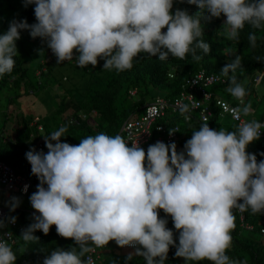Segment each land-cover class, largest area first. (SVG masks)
<instances>
[{"label":"clouds","instance_id":"1","mask_svg":"<svg viewBox=\"0 0 264 264\" xmlns=\"http://www.w3.org/2000/svg\"><path fill=\"white\" fill-rule=\"evenodd\" d=\"M187 3L199 10L189 14L177 8L173 13V0H24L25 7L35 5L37 22L14 20L0 35V76L13 71L16 41L24 29L47 43L57 64L72 60L75 50L79 67H95L100 58L105 61L103 69L123 72L133 67L140 53L161 61L169 56L184 60L189 54L201 60L197 50L211 51L203 39L202 20L223 14V35L235 41L246 24L264 28V0ZM257 39L255 32L248 34L252 48ZM241 63L237 55L221 74L229 80L226 91L243 104L246 90L234 74ZM258 74L263 78L253 81L255 86L264 81V71ZM187 110L184 106L182 114ZM251 113V104H246L234 110V118ZM262 129L264 123L256 119L240 123L234 131L215 130L203 122L183 151H177L175 142L157 141L145 152L138 143L129 146L122 136L103 132L81 139L78 145L62 142L68 130L62 125L44 136L46 153L35 148L26 152L39 183L29 197L36 210L34 222L22 230L21 238L36 242L35 231L47 235L55 225L59 236L75 241L78 247L57 248L43 264H94L86 254L113 240L120 247H135V255L143 256L146 264H165L170 245L176 247L174 255L186 262L245 264L230 259L226 250L235 228L234 209L264 214V160L257 161L256 154L246 151ZM6 203L14 211L20 198L13 196ZM161 209L179 231L178 244L173 230L166 227L167 219L159 216ZM9 219L15 223L16 217ZM4 226L0 220V229ZM132 258L130 253L126 264ZM16 259L0 236V264H15Z\"/></svg>","mask_w":264,"mask_h":264},{"label":"trees","instance_id":"2","mask_svg":"<svg viewBox=\"0 0 264 264\" xmlns=\"http://www.w3.org/2000/svg\"><path fill=\"white\" fill-rule=\"evenodd\" d=\"M21 1L22 4L14 5V0H0V35L8 31L10 22L14 20H26L28 24L37 22L34 15L35 5L29 4L25 7L24 0ZM176 1L182 4L181 7L173 6V13L177 8L186 9L189 14H194L199 10L197 5L189 4L187 0ZM225 20L226 17L223 14L219 18L202 20L203 39L210 44L211 51L205 54L202 50H197V54L202 57L199 61L193 60L191 54L184 60L169 56L167 60L161 61L158 57L140 53L134 58L133 67L130 70L117 72L114 69H103L105 61L100 58H98L95 67L90 64L84 68L79 67L75 56L78 53L75 50L72 60L57 64L56 56L48 51L53 57L51 59L41 57L37 61L32 70L34 81L28 75L30 68L26 66L29 57H24L22 54L24 48L22 37L27 36L36 43H40L41 38L33 39L29 30H20V39L16 41L18 54L14 57L15 66L11 73L0 76V90L14 88V94L18 96L19 91H22L23 94H30L55 88L54 95L57 100L48 117L36 116L38 120L34 124H30L35 116L20 115L10 126L12 134H8L4 128L0 129V160L25 174L31 182L39 183L37 177L31 173V165L26 159L27 151L33 148L36 150V140L43 142L42 151L46 153L48 149L45 146L44 136L58 130L62 125H67L68 130L61 137V141L72 145H78L81 139L101 132L115 136L126 117H135L142 112L143 105L147 102L145 97L150 91L162 88L164 89L162 95L156 96L173 99L180 91L182 83L199 69L224 77L221 74V69L233 61L237 55L241 56L242 63L234 74L237 81L245 87L246 94L251 93L255 98L258 93L254 88L253 77L257 72L264 71V60L255 59L264 57V28L253 29L246 24L240 32L239 41L228 40L223 35L222 27ZM250 32H255L258 37L256 48H252L249 44L248 34ZM229 75L232 73L230 72ZM224 78V82H217L211 86L210 90L213 95L233 102L232 96L226 91L230 86L229 80ZM131 90H135L133 95L130 93ZM245 97L243 98L244 102ZM91 111H94L92 116L90 115ZM89 118H91V123ZM217 119L218 112L215 107L206 122L210 128L220 130L212 126V123ZM192 121L198 120L196 117H192L188 122H181L177 117H174L173 123L179 125L176 139L181 137L185 126ZM37 124L41 126V129H37ZM235 129V126L225 128L228 131ZM151 144H154L153 138H150L141 147L147 152V148ZM246 151L256 154L257 161L264 160V156L260 155L261 152H264V134L260 135L258 140L250 143ZM35 191L29 189L24 195L18 194L20 204L14 211H10L9 206L5 204L7 214L10 217H16L15 221L23 226L22 230L34 222L26 210L32 207L29 197ZM233 214L236 217L235 228L231 232L232 243L226 250V255L230 259L245 262V264H264V237L260 233V229L264 228V214L253 215L249 210L242 213L241 221L237 210L234 209ZM159 216L167 219L166 227L173 230L174 239L178 244L179 231L174 228L171 216L165 214L162 209L159 210ZM244 224L251 225V229H245ZM22 230L13 229L14 241L9 243L17 255L15 264H43L45 256L57 248L69 250L72 247H78L73 239L59 236L55 225L51 226L47 235L40 230L35 231L33 235L38 237L36 242L25 243L21 238ZM175 251L176 247L170 245L165 264H212L208 260L186 262L184 258L176 257ZM130 253L133 254V258L128 260L127 264H146L143 256L135 255V248L129 251L115 252L107 247L102 248L99 263L126 264V257Z\"/></svg>","mask_w":264,"mask_h":264},{"label":"built area","instance_id":"3","mask_svg":"<svg viewBox=\"0 0 264 264\" xmlns=\"http://www.w3.org/2000/svg\"><path fill=\"white\" fill-rule=\"evenodd\" d=\"M162 31H166V28L162 29ZM49 52H52L51 49ZM170 76H172L171 73ZM262 76V74L256 75L253 81L259 83L263 78ZM220 81L224 82L225 78L217 73L207 72L204 69L197 70L182 83L180 91L173 99L156 96L151 101L144 103L142 112L135 117H126L120 124L115 135L122 136L129 146H131L132 143H138L141 147L143 144L147 143L150 138H153L154 143L162 141L169 144L176 139L179 130V125L173 123L174 117H177L183 122H188L192 117H196L199 122L203 123L212 115V108L215 107L218 113L229 115L236 123V126L244 121H248V119H245L242 115L239 120L234 118V110L240 108L242 105L239 100L230 102L226 98L213 95L210 87ZM130 93L133 95L135 90H131ZM184 106H187L188 110L182 114L181 109ZM90 115H94V111H91ZM37 120V117H33L30 124H34ZM36 127L37 129H41L39 124H37ZM263 134L264 131L262 129L261 135ZM35 143L36 150L41 151L43 142L36 140ZM37 184V182H31L25 174L0 160V192L3 193V198H8L11 194L24 195L29 189L37 190ZM26 185L27 190L25 191ZM45 187H47V185H45ZM26 211L32 216V213L36 210L30 207ZM237 213L241 221L242 213L238 210ZM37 215H39V213H37ZM9 218L10 216L7 214L6 205L1 203L0 220L4 221L5 226L0 229V236H3L8 243H12L14 241L13 229L22 230L23 226L16 221L12 223ZM243 227L247 230L251 229V225L249 224H244ZM8 233H10V236H7ZM260 233L264 237V228L260 229ZM118 247L122 250H131L135 248L132 246ZM101 251L102 248L95 249L93 252L86 254V256L90 255L94 264H100Z\"/></svg>","mask_w":264,"mask_h":264},{"label":"rangeland","instance_id":"4","mask_svg":"<svg viewBox=\"0 0 264 264\" xmlns=\"http://www.w3.org/2000/svg\"><path fill=\"white\" fill-rule=\"evenodd\" d=\"M14 5L22 4L21 0H14ZM181 4L179 1L173 0V6H180ZM22 43L24 48L22 49V54L24 57H29L26 66L30 68L28 71L29 77L34 81L35 77L33 76L32 70L36 66L37 61L41 58H49L51 59L53 56L49 54V48L47 43L41 39L40 43H36L34 40L27 36L22 37ZM19 44V43H17ZM66 71V70H65ZM258 91V94H264V81L258 84L255 88ZM164 92V89L157 88L153 91H150L149 94L145 97L146 101H151L154 96L162 95L161 93ZM19 95L16 96L14 94V88H4L0 90V129L4 128L8 134H12L11 132V124H14L16 118H19L20 115L22 116H38L40 118H46L50 115L53 106L55 104V88H49L47 90H42L40 92L30 93V94H23L22 91H19ZM264 96V95H263ZM245 97V96H244ZM245 102L241 105L242 108L246 104H251L254 108L253 101L255 98L252 96L251 93H247L245 97ZM232 101H235L236 98L232 96ZM264 99L261 105H259L252 116H243L245 119L252 120L254 118H262V122L264 120ZM180 120V119H179ZM89 122L92 121L89 119ZM182 122V120H181ZM264 123V122H263ZM202 123H193L187 124L181 133L182 138L186 140L190 139L194 130H198ZM189 126V127H188ZM212 126L217 129H225L227 126H236V123L229 117V115L224 113H218V119L212 123ZM193 127V128H192ZM182 138H177L174 140L177 147L182 144ZM18 194H11L8 198H3V193L0 192V204H7L11 197H19ZM20 198V197H19ZM109 247H111L115 252L118 251L119 247L115 241H109Z\"/></svg>","mask_w":264,"mask_h":264},{"label":"crops","instance_id":"5","mask_svg":"<svg viewBox=\"0 0 264 264\" xmlns=\"http://www.w3.org/2000/svg\"><path fill=\"white\" fill-rule=\"evenodd\" d=\"M263 82V81H262ZM261 82V83H262ZM258 85V84H257ZM256 85V86H257ZM256 86H254V88H256ZM257 93H258V91H257ZM263 95V94H262ZM263 99H264V96H261L260 94H257V96L255 97V101H253V105H254V108L251 106V108H252V113L254 112V110L259 106V105H261V103L263 102ZM263 108H264V105H263ZM252 113L249 115V116H252ZM36 117V116H35ZM254 119H256V120H258V121H260V122H262V118H254ZM263 122H264V120H263ZM262 122V123H263ZM190 123H193V121L192 122H189L188 124H190ZM195 123H199L198 121H195ZM189 127V126H188ZM193 128V127H192ZM182 136L183 135H181V137L180 138H182ZM183 140H182V144H180L179 145V147H177V151H183V149H184V144H185V142L187 141L185 138H182ZM114 241V240H113ZM105 247H107V248H110L111 250H113L111 247H109V244L108 245H106ZM121 252V251H127V250H122V249H118V251L117 252ZM129 251V250H128Z\"/></svg>","mask_w":264,"mask_h":264}]
</instances>
